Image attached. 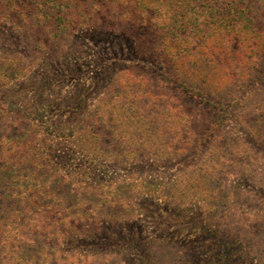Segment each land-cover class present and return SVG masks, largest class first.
Listing matches in <instances>:
<instances>
[{"label":"trees","instance_id":"obj_1","mask_svg":"<svg viewBox=\"0 0 264 264\" xmlns=\"http://www.w3.org/2000/svg\"><path fill=\"white\" fill-rule=\"evenodd\" d=\"M2 21L17 27L29 45L46 53H59L73 32L102 28L108 21L130 38L135 50L157 54L169 65V80L188 97L199 103L207 101V107L217 109L207 133L186 152L188 163L171 175L165 196L170 198L176 193L177 205H181L191 193L204 192L201 200L206 201V206L221 209L224 214L232 206L246 207L241 199L244 192L238 184H228L227 179L232 170L242 173L256 161L249 151L252 148L242 140L233 142L222 122L225 118L233 119L264 148L263 8L249 0H0ZM19 62L17 57L0 58V86L21 76ZM256 71L259 74L254 77ZM113 79L114 93L100 100L98 107L112 108L117 127L123 123L128 131L121 140L123 137L115 134L112 116L89 119L83 132L76 130L82 132L79 148L85 155L124 159V155L145 150L152 158H164L167 164L189 145L194 124L205 123L203 115H195L192 109L183 110L170 96L163 108L157 109L162 95L153 97L140 75L121 70ZM11 102L6 103L9 109ZM47 106L42 104L33 114H24L29 121L13 120L17 130L11 140L15 144L28 145L35 137L30 132L34 125L60 137L75 133V128L67 126L65 134L61 125L54 128V122L49 129L45 123L55 111L48 112ZM208 135L214 138L205 146ZM200 142L204 144L201 148ZM240 144L245 148L241 149ZM36 147L39 160H32L35 155H20L19 150L4 156L0 153V264H95L100 258L101 264H106L120 255L133 257L132 264H161L153 261L150 249H142V242L133 237L114 241L106 231L107 236H93L98 239L95 242L91 236H80V230L96 229L94 218L103 207L98 209L97 202L90 199L89 209L79 210L75 204L79 198L90 197H79L81 188L72 187L69 171L57 173L54 164L48 162L47 150ZM257 181L264 185V177ZM39 188L44 191L39 194L40 199L45 197L50 202L56 198L59 204L54 210L32 209L38 197L33 194ZM187 189L191 193L185 192ZM62 200L67 202L65 207L60 206ZM260 209L264 211V207ZM162 221L165 229L182 224L190 228V235L217 233V228H200L175 214ZM66 237L68 240L62 243ZM157 238L166 249L174 247L172 242H166L172 236ZM88 240L92 242L86 247L84 241ZM228 244L222 239L208 248L200 245L199 256L194 255L198 261L189 263L232 264L236 261L235 251L227 249Z\"/></svg>","mask_w":264,"mask_h":264},{"label":"rangeland","instance_id":"obj_2","mask_svg":"<svg viewBox=\"0 0 264 264\" xmlns=\"http://www.w3.org/2000/svg\"><path fill=\"white\" fill-rule=\"evenodd\" d=\"M249 1L254 6L264 9V0ZM106 23L102 28L89 29L83 33L75 31L70 41L63 44L64 47L59 53H46L29 45L17 27L8 22H0V58L17 57L21 63V76L4 87L0 86L1 155L19 150L20 155L25 154V157L35 155L32 160H39L35 153L38 145L47 150L48 162L54 164L58 169L56 171H59L57 173L69 171L67 173L70 174L72 187L81 188L78 191L79 197H90L89 200L79 198L75 203L77 208L83 211L89 209L90 199L94 203L97 202L98 209L103 207V210L100 209L102 212L94 218L96 229L87 227L80 230L78 232L80 236L103 237L108 232L114 241H124L133 237L142 242V249H146L145 251L147 247L150 249L153 261L161 264H190L189 261L196 263L199 256L197 252L201 251L200 245L208 248L209 245L223 239L229 242L227 249L235 251L236 261L232 264H264V211L260 209L264 207V185L257 181L264 177V148L258 141L248 136L241 124L229 118L223 120L222 125L231 134L233 142L242 140L246 143L244 145L250 146L252 159L256 161V164H252L245 171L243 169L242 173L241 170H232L227 179L228 184H238L244 192L241 199L245 201L246 207L232 206L229 212L224 214L221 209L206 206V201L201 200L204 192L193 194L189 192L190 189L185 190L191 194L185 197L181 205H177L176 199L179 197L176 193L170 198L165 196L169 191L167 183L171 175L183 163H188L186 152L192 150L194 144L207 133L208 124L217 109L207 107V101L199 103L197 99L188 97L180 87L168 79L166 73H169V65L163 59L154 53L135 50L130 38L122 30L119 31L118 26L108 21ZM121 70L140 75L146 81L153 97L162 95L159 98L162 101L161 106H156L157 109H162L170 96L183 110L192 109L195 115L201 114L205 119L204 124L202 122L194 124L188 137L189 145L185 146L181 154L168 160L167 164L164 158H152L145 150L136 155L133 153L124 155L126 156L124 159L121 157L100 159L80 151L79 146L83 140L80 133L85 129L88 120L91 121L97 116L105 118L107 115L111 118L112 108L105 105L100 109L98 103L114 93L113 86L116 82L113 77ZM254 74V77L257 76L259 71ZM4 88L6 90H3ZM241 97L240 93L239 99ZM235 99L238 100V97ZM8 100L13 101L12 110L6 106ZM42 104L48 105L46 107L48 112L55 111L45 123L49 129L53 127L50 125L54 122V128L59 124L66 131L68 126L75 128V133L72 136L60 137L47 133L39 125H34L30 132H34L35 137L31 138L30 143L15 144L14 140H11L17 130L13 120L22 118L29 121L28 117L23 115L33 114ZM116 118L115 115V118L112 116L111 119L112 124L116 126L115 134L124 140L127 127L123 123L117 127ZM80 129L82 132H77ZM213 138V135H208L203 142L205 146L206 142L210 143ZM179 140L181 142V139ZM200 143L201 148L204 144ZM239 147L245 148L241 144ZM51 172L53 175L56 174L54 170ZM41 193L44 191L39 188L38 192L33 194V197L36 195L38 197L31 208L40 210L46 207L47 210H54L59 204L56 198L49 202L45 197L40 199ZM59 195L60 199L64 197L63 193ZM60 204L61 207H65L67 202L62 200ZM256 213L259 214V218L260 216L263 218L259 219ZM169 214L190 220L192 225L200 228L201 226L217 228V233L202 232L190 235V228H184L182 224L165 229L162 219L167 218ZM161 235L172 236L171 241H166L172 242L174 245L172 249H166L159 244L160 239L157 237ZM91 239L98 241L94 237ZM67 240L66 237L62 243ZM89 241L92 242L84 241L86 247ZM191 253L193 257L188 260ZM133 262V257L120 255L116 259H110L106 264ZM95 264H101V258Z\"/></svg>","mask_w":264,"mask_h":264}]
</instances>
